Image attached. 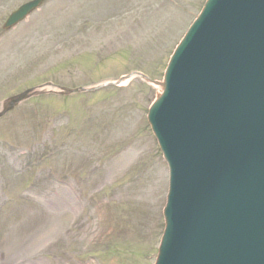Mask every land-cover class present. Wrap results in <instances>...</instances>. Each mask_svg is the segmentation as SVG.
I'll return each instance as SVG.
<instances>
[{"label":"rangeland","instance_id":"374dc122","mask_svg":"<svg viewBox=\"0 0 264 264\" xmlns=\"http://www.w3.org/2000/svg\"><path fill=\"white\" fill-rule=\"evenodd\" d=\"M25 1L0 0V16ZM204 2H45L0 39V108L46 82L162 80ZM158 89L132 75L32 97L0 118V264H154L168 190L146 118Z\"/></svg>","mask_w":264,"mask_h":264},{"label":"water","instance_id":"95a60500","mask_svg":"<svg viewBox=\"0 0 264 264\" xmlns=\"http://www.w3.org/2000/svg\"><path fill=\"white\" fill-rule=\"evenodd\" d=\"M157 84L148 122L170 181L155 264H264V0H207Z\"/></svg>","mask_w":264,"mask_h":264},{"label":"bare ground","instance_id":"6f19581e","mask_svg":"<svg viewBox=\"0 0 264 264\" xmlns=\"http://www.w3.org/2000/svg\"><path fill=\"white\" fill-rule=\"evenodd\" d=\"M138 27H139V26H138ZM138 27L136 26V30H137L138 32H140V33L149 30V29L147 28V25H146V24H144V26L142 25L140 29H139ZM162 83H163V81H162ZM155 85L157 86V84H155ZM158 87L160 88V92H159V94H160V93H161L162 86H158ZM161 176H162V173H161ZM70 191H71V188H70L69 192H70ZM66 204H67V207H71V206H72L73 202H72L70 196H66Z\"/></svg>","mask_w":264,"mask_h":264},{"label":"flooded vegetation","instance_id":"af4514ba","mask_svg":"<svg viewBox=\"0 0 264 264\" xmlns=\"http://www.w3.org/2000/svg\"><path fill=\"white\" fill-rule=\"evenodd\" d=\"M3 9L4 8H2L1 5H0V12H2ZM4 20H5V14L2 17L0 16V30H1V26H2V24L4 22Z\"/></svg>","mask_w":264,"mask_h":264}]
</instances>
